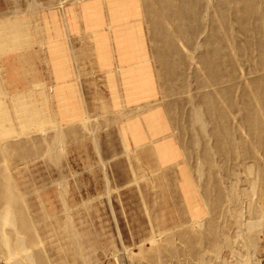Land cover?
<instances>
[{"label":"rangeland","instance_id":"374dc122","mask_svg":"<svg viewBox=\"0 0 264 264\" xmlns=\"http://www.w3.org/2000/svg\"><path fill=\"white\" fill-rule=\"evenodd\" d=\"M0 264H264V0H0Z\"/></svg>","mask_w":264,"mask_h":264},{"label":"crops","instance_id":"0c3cea01","mask_svg":"<svg viewBox=\"0 0 264 264\" xmlns=\"http://www.w3.org/2000/svg\"><path fill=\"white\" fill-rule=\"evenodd\" d=\"M104 6H106V4H103ZM102 5V7H104ZM82 10V8H81ZM105 10V9H103ZM107 11V16H108V13H109V19L110 21L111 20V13ZM71 13V11H69ZM95 12H98V18H97V21H98V24L97 25H93L91 26L90 23L86 24L87 27H89L91 29V37H90V43H91V46L88 47L90 50L94 49V56L96 58V65L98 63V67L103 70V71H106V69L109 67V62H110V54H109V47H110V38L109 36L111 35L112 36V40H113V47H114V51L117 53V57H118V62H119V65H117V71H111L109 72L112 76V78H110V83L112 84L113 81L115 82L114 78L116 79V76L118 78L122 77V81L124 82V75L126 74V71H127V68H129L130 66H133L135 67V69L138 68V70H141L143 69L144 67H139L138 64V60L140 61L142 57V55L145 56L144 54V45L142 46V49H140L138 46H139V43L137 41V38L135 37V33H134V36H132L133 38V41H134V53H133V56L132 59L131 57L129 58V53L132 52V50H130L127 45H120L119 44V38H118V33L122 34L124 33L126 30L130 29L129 27H124V26H121L123 25V22L122 21H119V20H115L116 24L118 25H115L116 28L114 30V33H113V27L110 29V32H107L103 29V26L105 25V20L103 18V16H100L99 13L102 12V9H99V10H95ZM54 12H50L49 14H44V19H46V23L47 24H50V23H53L55 22L56 20H54ZM102 15V14H101ZM84 17V16H83ZM52 20V21H51ZM86 23H87V20L85 19ZM67 23V22H66ZM71 23H74L72 20H71ZM108 23L109 20H107V25L108 26ZM55 26V25H54ZM121 26V27H120ZM93 28V29H92ZM107 29V28H105ZM131 29L134 31V29L131 27ZM94 33H99L101 34L99 37H97V40H95L94 38ZM136 34H138L140 36V32L138 30H136ZM104 36H106V39L104 38ZM45 38H47L48 42L46 41V47H47V51H48V56L49 58L52 56V64L54 65L53 68L52 67H49V70L52 71V69H56L57 71H60V72H57L56 74H59V75H63V76H59L56 80V82L58 84H56V88H54V90L56 89V91L58 90H61L63 87H60V86H63L64 83H68L66 81V77L69 76V75H73V66H71V59L70 57H68V52L67 50H65L64 48V45L65 43H60V38L58 37V34L56 32V37L54 36L53 40L50 41V37L48 38V36L45 35ZM142 38H138V40L140 42ZM99 44V45H98ZM143 44V42H142ZM106 47L107 49L104 50V47ZM66 51L67 52V57H64V59L62 58V56L59 54L61 52H64ZM124 52V53H123ZM107 53L108 55L104 57V54ZM142 54V55H141ZM102 57H104V60H102ZM129 59V60H128ZM142 61V60H141ZM62 70V71H61ZM118 72V73H116ZM55 74V75H56ZM115 75V76H113ZM114 77V78H113ZM120 81V80H119ZM121 82V81H120ZM122 86H123V83L121 82ZM65 89H67L69 86H67V84L64 86ZM123 93L126 92V89L125 87L123 86V89H122ZM132 98V97H131ZM130 97L127 98L128 99H131ZM139 99V98H138Z\"/></svg>","mask_w":264,"mask_h":264},{"label":"bare ground","instance_id":"6f19581e","mask_svg":"<svg viewBox=\"0 0 264 264\" xmlns=\"http://www.w3.org/2000/svg\"><path fill=\"white\" fill-rule=\"evenodd\" d=\"M252 2H253V0H252ZM232 148H233V145H232ZM218 202H220V201H218ZM218 206V205H217ZM216 207V206H215Z\"/></svg>","mask_w":264,"mask_h":264}]
</instances>
